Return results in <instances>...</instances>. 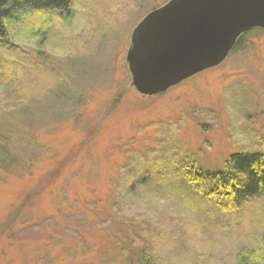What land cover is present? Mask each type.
<instances>
[{"label":"rangeland","instance_id":"obj_1","mask_svg":"<svg viewBox=\"0 0 264 264\" xmlns=\"http://www.w3.org/2000/svg\"><path fill=\"white\" fill-rule=\"evenodd\" d=\"M71 1L0 55V264H236L260 246L264 199L231 211L184 175L264 151V30L144 97L133 33L171 0Z\"/></svg>","mask_w":264,"mask_h":264},{"label":"water","instance_id":"obj_2","mask_svg":"<svg viewBox=\"0 0 264 264\" xmlns=\"http://www.w3.org/2000/svg\"><path fill=\"white\" fill-rule=\"evenodd\" d=\"M264 30V0H171L134 30L127 63L144 97L221 65L239 39Z\"/></svg>","mask_w":264,"mask_h":264},{"label":"trees","instance_id":"obj_3","mask_svg":"<svg viewBox=\"0 0 264 264\" xmlns=\"http://www.w3.org/2000/svg\"><path fill=\"white\" fill-rule=\"evenodd\" d=\"M71 8V0H0V55L12 51L17 41H42L53 24L63 23L62 15ZM258 33L252 30L243 35L237 46ZM185 170L186 182L195 188V194L216 199L231 211L264 199V151L235 154L223 171L204 172L196 163H188ZM236 264H264V234L259 247L244 248L237 254Z\"/></svg>","mask_w":264,"mask_h":264}]
</instances>
